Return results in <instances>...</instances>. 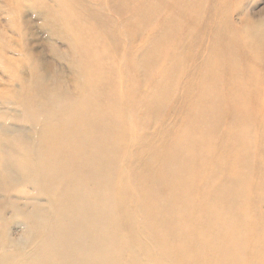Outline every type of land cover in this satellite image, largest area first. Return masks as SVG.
Listing matches in <instances>:
<instances>
[{
    "label": "bare ground",
    "instance_id": "1",
    "mask_svg": "<svg viewBox=\"0 0 264 264\" xmlns=\"http://www.w3.org/2000/svg\"><path fill=\"white\" fill-rule=\"evenodd\" d=\"M54 1L57 2L55 3L57 8L52 5L54 7L50 9L52 29L63 33L71 41L70 51L75 54L74 60L76 61L72 68L75 71L77 82L71 93L67 94L66 100H63V103L62 101L57 103L60 108L57 107L55 113L60 115L59 119L62 125L59 126V129L56 127L48 136V140L49 138L54 139L53 146L56 149H48L47 155L49 161H52L51 165L46 163L44 170L49 180L57 184H61L59 181L63 180V175L70 169L74 168L75 171H70L72 174L69 181L67 180L68 183L64 180L67 185L62 186L64 189H62L61 195L57 196L59 210L58 212L54 211L56 214L52 217L53 224L51 222L48 227L51 229L55 224V231L51 232L50 230L49 241L44 246L41 256L39 259V255L35 256V259L29 256L27 261L20 257L21 263L19 264H126L130 261L127 260L130 253L125 250L133 245L139 246H137L140 248L139 253H144L146 261L140 260L139 255L141 256L142 253L138 255L131 250L133 252L131 264H150L151 262H147V260H151L153 262L151 264H158L155 256L158 257L161 264H204V262H206L205 264L208 262L211 264H249L245 260L242 261L241 258L233 263L229 260L219 261L218 258L214 260L207 257V260H203V257H199L197 242L190 240L188 230L189 224L195 222L196 219H201L200 216H196L195 219L193 217L197 200L201 201L202 209L206 211L227 203L232 205L233 210L224 214L222 219H219V216L215 218L213 215L212 218L218 222L214 226L221 232L225 228L228 230L227 235L220 237L228 245L225 244V247L221 245L220 248L218 247L220 245L216 246L218 254L220 250L225 249L235 252V255L238 254L239 257L243 250L247 251L249 245L247 244L245 247L240 239L236 240L237 232L232 230L236 224L233 219L238 220L243 216L241 206H253L255 214L252 216L250 224L255 227V230H261L260 239L258 237L255 240L260 242L261 248L258 246L257 249H252V254L255 252L256 258L250 264H264V254L262 263L257 258L259 250H264V244H262L264 242V220L262 219L264 205H261V203L264 204V119L262 118V107L259 104L262 98L260 89L261 84L264 83V76L260 74L261 70L258 66L259 54L257 51L259 49L251 47V43L254 41L253 35L251 36L252 40L249 41V38L247 36L245 38V34H243L245 30L253 32L254 22L250 18H246L229 26L230 21L227 18L219 22V30L216 29V32L212 31L210 27L208 28V32L213 34L214 41L206 50L202 49V52H196L199 63L190 64L180 76V82L186 86V92L184 91L182 96L184 93L185 98L195 96L193 103L200 106V108L195 106L190 108L193 110L192 116L190 114L189 119H184L183 127L186 129L188 125H196L193 124L196 116L202 128L198 130L192 127L184 133L182 131L179 133L180 135L174 141V157L167 160V163H170L180 155V159L175 161V164H180L179 170L162 174L158 170L160 167L158 166L154 173L160 179L154 186L157 198H152L148 192V199H146L147 191H145L143 180L139 179V176H135V173L129 175L123 170L120 172L121 167H124L123 164H135L134 157L139 160V149L145 146L139 142V130L137 129V125L142 120L138 111L141 109L142 102H145L142 98L139 99L142 97V95L139 97L140 92L144 93L146 98L154 97L152 92L150 94L147 91H141L140 81L139 84H136L137 86L132 87L129 84V82L131 85L133 84L132 78L129 76L131 73L130 64L133 62L131 52L132 56L139 54L133 43L138 41L139 31L141 32L143 28L156 20H161L162 13L167 14L165 11L163 12V9L168 4H170L168 20L159 28H154L158 33L156 32L149 38L146 51L141 55L142 58H146V62L149 64V58L154 57L155 52L160 50L162 44L164 42L167 44L168 39L177 33L179 27L182 28V25L188 24L189 30L174 46L173 53L167 58L170 61L165 60L167 65H163L161 78L156 82L157 90L165 89L172 81L174 82L180 68L187 66L184 63L183 53L186 52L188 61L195 56L193 47L198 43H196V32L198 28L201 29L199 25L204 20L203 17L197 15V0H107L109 9L114 10L119 16L122 29L119 30L114 25L113 27L107 26L103 21L102 23L94 21L92 24L95 27L93 28L94 32L90 31V33L87 32V27L85 29V23L81 17L92 14L90 1L93 0ZM124 35L127 39L126 44L129 43L128 46L123 44L122 37H125ZM131 41H133L132 44H130ZM160 63L161 61L159 66ZM198 82L201 84L200 91L193 94L192 87ZM44 88V84L40 86L42 95H44ZM55 89L56 92L57 87ZM59 89L63 90L60 86ZM25 92L27 93V90ZM153 103L154 101L152 106ZM48 105L47 107L53 111L55 102H49ZM46 108L43 109L44 112ZM195 129L197 132L194 131ZM59 137H64V139L57 140ZM57 143L58 145H56ZM220 149H223L222 155L219 152L216 153ZM185 151L191 156L183 161L182 154ZM162 153L163 150H156V153H153L158 157V162ZM61 156L62 158H60ZM150 157L156 158L148 156L146 159L150 161ZM119 158L122 159V166L118 165ZM59 160H63L64 164L61 165ZM69 162L72 163L68 166ZM152 164H154L153 160ZM143 166L147 168L148 164L144 162ZM211 170L213 171L210 172ZM144 173L146 175L145 170ZM75 176L77 177L75 178ZM112 178L114 179L112 180ZM73 179L76 180L73 181ZM122 180L126 182L124 185H121ZM146 186L148 187V183ZM245 190L252 192L247 200L243 196ZM51 193L48 195L52 196L53 192L51 191ZM248 199L252 201L249 202ZM127 203L138 205L139 212L143 211V213L140 212L141 219L145 224L142 232L151 242L145 240L146 244L143 239L144 242L140 241V236L137 239L133 233V236L130 234L132 246H127L129 239L126 240L127 244L122 243L121 238H126V236L123 237L125 229L123 230L121 227L124 224L119 219V211L130 216V209L124 207ZM54 205L56 204L54 203ZM29 206L31 207V205ZM48 206L50 207L49 204ZM190 206L192 207L191 211L185 212L184 209H189ZM41 213L43 212H40L38 217L35 216L34 220L41 221L44 218ZM45 213L47 214V212ZM256 213L259 215L256 216ZM30 214L32 215V213ZM93 214L98 217L96 220H94ZM129 216H126L127 219L130 218ZM132 217L134 218L133 214ZM203 219L206 220L204 216ZM45 221H47V217ZM132 224L131 221H128L125 225L131 227L134 225ZM45 226L47 225L45 224ZM99 227L100 232L95 234L96 228ZM133 227L131 228L133 229ZM111 238L115 239L114 242L110 240ZM96 241L99 243L98 245L103 243L98 253L95 248V246L97 247ZM42 243L41 245H44V241ZM149 243L155 245L158 254L151 253L152 248ZM117 245L121 250L116 249L114 259L106 261L109 258L106 257L104 260L105 254L110 252L107 254L110 256L115 251L113 247ZM2 254L5 253L2 252ZM99 254H103L104 257L100 258ZM102 259L104 261H101ZM124 259H126V263L123 262ZM15 260L17 261V258ZM16 261L0 259V264H17L18 261L17 263Z\"/></svg>",
    "mask_w": 264,
    "mask_h": 264
},
{
    "label": "rangeland",
    "instance_id": "2",
    "mask_svg": "<svg viewBox=\"0 0 264 264\" xmlns=\"http://www.w3.org/2000/svg\"><path fill=\"white\" fill-rule=\"evenodd\" d=\"M55 3L57 2H55L54 0H0V259H6L7 261H16L15 259L17 258V264L21 263L20 257H22V260L24 259V261H27L29 259V256L30 258L32 257V259L35 256L37 257V255H39L38 259L41 256L44 246L46 245L47 241H49L48 239L52 230L55 231V224L51 229L48 227L51 225V222L53 224L52 217L59 210V204H57V196L58 194L61 195L62 189H64V187L62 186L67 185L66 182L68 183L70 179L69 177L72 174L70 171H75L74 168L70 169L69 172H66V174H64L65 176L63 175V180L59 181V183L61 184H57L49 180L44 170L45 166L47 164L51 165L52 161H49V157L47 155L48 149H56L53 146L55 144L53 143L54 139L51 140L49 138L48 140V136L56 129V127L57 129H59V126L62 125L59 119L60 115L55 113L57 111V107L58 109L60 108L57 103L61 101L63 103V100H66L65 98L68 96L67 94L71 93L73 87H75L77 82L75 71H73L72 68L73 63L76 64V61L74 60L75 54L71 53L70 51L71 41L68 40L63 33L61 34L60 32L54 31L52 29L50 9L54 6L55 8H57V4ZM90 5L92 6V14L81 17V20L85 23V29L87 27V32H94L93 28L95 27L92 25L94 21H101V23L103 21V23L105 22L104 24H106L107 26L110 25L111 27H113L114 25L115 27H118L119 30L122 29L119 16L114 10L109 9L107 0H93L90 1ZM169 5L170 4L164 7L163 12L165 11L167 14L162 13L161 20H154L155 22H153L151 25L143 28L141 32L139 31L138 41H135V43H133V46L135 44V49L139 51V54L137 53V55L134 54L132 56L133 53L131 52V58L133 61L132 64H130L129 59L131 71L129 76H131L133 82L132 85L131 82H129L130 86H137L136 84H139L140 81L139 88L141 89V91H147L150 94L154 93V97L149 96L150 98H146L143 95L144 93L140 92L139 97L141 95L142 97H140L139 99L142 98L143 100H145V102H142L141 109H139L138 111V115L141 116L142 120L141 122H139V125H137V129L139 130V142H141L142 145L145 146H142L139 149V160L141 159V161H139L138 158L134 157V159L136 160V162H134L135 164H123L124 167H121L120 172L121 170H123L126 173L128 172L129 175L135 173V176H139V179L143 180L145 191H147L146 199H148V192L151 194L152 198H157L156 194L154 193V186L157 185L160 179L157 178L154 173L158 166H160L158 167V170L162 174L168 172H176L179 170L178 168L180 167V164H175V161L180 159V155L177 156L172 162L167 163L168 158L174 157V141L180 135L179 133L181 131L182 133H184L187 130H190V128L192 127H195L198 130L202 128V125H199L200 121L196 118L195 115V121L193 124L196 125H188V128L186 129L185 127H183L185 123L184 119H189L188 116L193 111L190 108L192 106L200 108V106L196 105V103H193L195 101V96H188L185 98V93L183 94L184 96H182V93L184 91L186 92V86L185 84L183 85L180 82V76L183 74L184 69L189 67L190 64L199 63L196 57V52L200 53L202 52V49L206 50V48L210 47V45L214 41L213 34L208 32V28L210 27L212 31L216 32V29L219 30V22H221V20L228 18V20L230 21V26L231 24L233 25L236 22L239 23L240 21H242V19L250 18L254 22L253 32H249V30L247 32L245 30V33L243 34H245V38L246 36L249 38V41L252 40L251 36L253 35L254 41L251 43V47H256L257 49H259L257 51V53L259 54L258 66L261 70L260 74H263L264 76V0H197V15L203 17L204 20H202L201 25H199L201 29L198 28L196 32V43H198L195 44V47H193L195 50V56L193 59L188 61L186 52L183 53L184 63L187 66L180 68V71L175 78L176 81H172V83L168 85L169 87L166 86L165 89L159 88L157 90L156 82L159 78H161L163 65H167V62L170 61V59L167 60V58L173 53L174 46L181 40V36L187 33V31L189 30V27H187L188 24L182 25V28L179 27L180 29L178 28L177 33L173 34L172 37L168 39V43L166 44L164 42L160 50L158 52H155L154 57L149 58V64L146 62V58H142L141 55L146 51L145 49L147 48L149 38L152 37V35L156 34V32L158 33V31L154 30V28H159L161 24L168 20L167 15L170 8ZM122 41L124 45H129V43L126 44V36L122 37ZM132 42L133 41H131L130 44H132ZM165 60H167V62ZM160 61L161 63L159 66ZM146 65L148 66L146 67ZM43 84L45 86L44 95H42L43 92L40 91V86ZM57 84L61 88H63V90L59 89V86ZM55 86L57 87L56 92L58 95L55 92ZM200 86V82L194 85L192 87L194 89L192 93L197 94L200 91ZM26 90L27 93L25 92ZM260 95L262 98L260 99L259 104H261L262 118L264 119V83L261 84ZM153 101L154 103L152 106ZM49 102H55L53 108L54 112L49 109ZM45 103L46 105H44ZM47 105L49 108L47 107ZM28 106L30 109L28 108ZM41 106L44 107L41 108ZM44 108H46L45 112L43 110ZM196 129L194 131L197 132ZM58 139L63 140L64 137H59L57 138V140ZM58 143L56 145H58ZM156 150H163L162 155L159 157V162L158 157L153 154L156 153ZM218 152L222 155L223 149L218 150L216 153ZM41 153L43 154V157ZM39 154L40 156H38ZM182 155L183 161H186V159L190 158L191 156V154L186 151L183 152ZM148 156L156 158L152 159L150 157L149 161L146 159ZM60 158H62V156ZM152 160L154 164H152ZM144 162L148 164V169L143 166ZM59 163L62 165L64 164V161L59 160ZM71 163L72 162H69L68 166L71 165ZM121 164L122 159L119 158L118 165ZM143 169L146 171V175L145 173L143 174ZM212 171L213 170H211L210 172ZM76 177L77 176H75V178ZM113 179L114 178H112V180ZM64 180H66V182ZM75 180L76 179H73V181ZM122 181L123 183L121 185H124V183L126 182L124 180ZM146 183H148V187L146 186ZM43 185L45 188L43 187ZM45 185L48 187H46ZM51 191L53 192L52 196L48 195L49 193H51ZM139 194L141 193L139 192ZM244 194L245 195L243 196L247 200V198L251 196L252 192L250 190H245ZM28 200L30 204L28 203ZM30 200L34 201L31 202ZM248 200L249 202L252 201L251 199ZM17 201L19 202L17 203ZM196 202L197 203L195 206L193 217L195 219L196 216H200L201 219H196L195 222L189 224L188 230L190 240L193 242H197L199 257H203V260H207V257H210L211 259L213 258L214 260L218 258L219 261L229 260L233 263H236L239 258H241L242 261L245 260L249 264L255 261L256 255L255 252H253L252 254V249H257L258 246L259 248H261L260 242L255 241L258 237L260 239L259 233H261V230H255V227L250 224L251 218L255 214V209L253 208V206H241V208L243 209V216H241L238 220L233 219V222L236 224L235 228L232 230L234 232H237L235 234L236 240L240 239V242L242 241L245 247H247V244L249 245V248L247 247L246 249L247 251L243 250L239 257L238 254L235 255V252H230L225 249L220 250V253L218 254V247L220 248L221 245L225 247V244L228 245L226 241H223L220 238L223 235H227L228 230L225 228L221 232L220 229L214 226V224L218 222L214 221L212 218L213 215L215 218L216 216H219V219H222L224 217V214L233 210L232 205L227 203L223 206L212 207L208 209V211H206L205 209H202L203 207L200 200H197ZM54 203L56 205H54ZM45 204L47 205L44 206ZM48 204L50 205V207L48 206ZM29 205H31V207ZM133 205L134 204L127 203L124 206L130 209V216L125 215L119 211V219L121 220V223L124 224V226L121 227L123 228V230L125 229L123 237L126 236L127 238H121V241L122 243L124 242V245L128 243L127 246H132L130 234L132 235L133 233L135 234V237L137 239L140 236V241L143 239L144 241L146 240L147 242H151L150 239L146 238L142 232L145 224L142 221L140 214L143 213V211H140V213L138 205ZM261 205L264 204L261 203ZM33 207L35 208V212ZM191 209L192 207L190 206L189 209L184 210L185 212H189L191 211ZM24 212H30L32 213V215L30 213ZM37 212H43L41 214H43L45 220L47 217V221L43 220L44 218H42L39 222V219L34 220V217L39 214ZM45 212H47V214ZM20 213L22 217L20 216ZM132 214L134 218L132 217ZM257 215L259 214L256 213V216ZM124 216L125 218H123ZM126 216H129L130 218L127 219ZM203 216L206 218V220H202ZM93 218L94 220H96L98 217L93 214ZM262 219L264 220L263 215ZM128 221H131L134 224H132L134 227L131 226L133 227V229L125 225ZM135 221H138L139 223H136ZM3 222L5 223V225ZM45 224L47 226H45ZM231 226H233V224H231ZM9 228H12L13 230H9ZM96 229L97 231L95 234H98L100 232L99 230L101 229L100 227ZM9 237L11 238L10 240ZM135 237L134 239L136 240ZM128 239L130 241H128ZM110 240L114 242L115 239L111 238ZM143 240L142 242H144ZM43 241L44 245H41L43 244ZM146 241L145 243L147 244ZM96 242L95 245H97V247L95 246V248L98 253V251L101 250V247L103 246L101 244L103 243H100V245H98L99 243ZM36 244L40 248H37L38 246ZM149 244L152 248L151 253L153 252V254H158L155 245L153 243ZM262 244H264V242ZM137 246L138 245H133V248L130 247L128 250H125L127 253H130L128 259L126 258L130 261L126 263L127 261L126 259H124L123 262L126 261V264H131L133 261L131 259V254L133 252L138 255L142 253H139L140 248H138L139 246ZM114 247L113 250L115 251H111V257L109 255L107 256V254L110 252H107V254H105V258H103V254H99V257L103 258L104 260L106 259V257H109L108 259H106V261H109V259L113 260L117 250H121L119 245ZM1 250L3 253H5L4 255L2 254ZM30 250H32L33 253ZM131 250H133V252H131ZM38 252H40V254H38ZM16 253L18 254L16 255ZM11 254L12 256H10ZM263 254V249L259 250V254L257 253V258H259L261 263ZM143 255L144 253H142L141 256L139 255V258L140 260L146 261V257H144ZM3 256L4 258H2ZM96 257L98 258V256ZM155 257L156 263H160L158 257ZM103 259L101 261H104ZM147 262L153 263L151 260H147ZM205 263L206 262H204V264ZM208 264L211 263L208 262Z\"/></svg>",
    "mask_w": 264,
    "mask_h": 264
}]
</instances>
